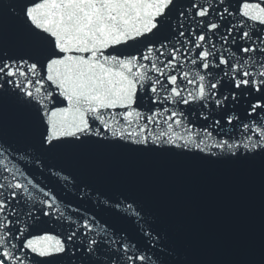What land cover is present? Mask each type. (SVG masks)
<instances>
[{"label": "snow or ice", "instance_id": "1", "mask_svg": "<svg viewBox=\"0 0 264 264\" xmlns=\"http://www.w3.org/2000/svg\"><path fill=\"white\" fill-rule=\"evenodd\" d=\"M11 7L18 44L0 29V108L34 110L35 132L29 157L5 146L0 126V264H170L157 246L175 250L185 238L160 217L149 222L143 201L120 193L81 209L31 178L34 164L68 182L50 158L107 150L226 166L222 179L236 184L258 176V233L229 258L182 264H264V0ZM197 120L202 130H194Z\"/></svg>", "mask_w": 264, "mask_h": 264}, {"label": "water", "instance_id": "2", "mask_svg": "<svg viewBox=\"0 0 264 264\" xmlns=\"http://www.w3.org/2000/svg\"><path fill=\"white\" fill-rule=\"evenodd\" d=\"M14 3L15 0H0V29L10 46L18 44L17 10L11 7ZM180 107L187 113V106ZM34 117V110L14 102L0 108V126L7 132L2 137L5 146L11 144L32 157L27 145L35 132ZM203 127L204 122L197 120L194 130ZM241 134L238 130L236 137ZM173 159L168 155L125 150L50 158L48 163L55 165L52 171L69 176L68 182L52 175L48 169L34 164L28 167L33 169L31 178L51 189L64 205L92 210L97 197L102 200L120 193L130 200L143 201L150 213L149 222H153L154 216L160 217L162 227L174 224L185 238V243L175 250L170 246L160 252L163 245L157 246L158 253L170 264H182L185 260L197 258H229L238 251L242 238L258 233L261 212L259 177L250 175L243 183H231L222 179L230 175L226 166L175 165L169 163ZM99 215L108 218L104 213Z\"/></svg>", "mask_w": 264, "mask_h": 264}]
</instances>
